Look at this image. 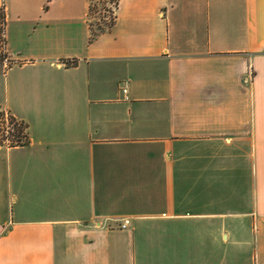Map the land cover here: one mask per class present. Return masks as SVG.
<instances>
[{"label": "crops", "instance_id": "crops-1", "mask_svg": "<svg viewBox=\"0 0 264 264\" xmlns=\"http://www.w3.org/2000/svg\"><path fill=\"white\" fill-rule=\"evenodd\" d=\"M90 4L0 0V264H264V0Z\"/></svg>", "mask_w": 264, "mask_h": 264}, {"label": "trees", "instance_id": "trees-1", "mask_svg": "<svg viewBox=\"0 0 264 264\" xmlns=\"http://www.w3.org/2000/svg\"><path fill=\"white\" fill-rule=\"evenodd\" d=\"M109 2V1H108ZM107 2V3H108ZM91 10H92V4H90L89 7V15L91 17ZM111 12V11H110ZM114 12L112 10L111 17L108 19V17L105 14H102L99 16H93V19L96 20V22H89V29H90V35L91 37L96 36L100 32H103L104 30L108 29L111 24L114 22ZM5 13L3 7L0 8V65L4 64L6 60V67L11 66L15 61L9 57V55L6 52L5 48ZM3 113L0 111V116ZM10 115V114H9ZM9 121L12 124V130L6 131L5 126L3 125L0 129V143H5L8 145H18V144H25L28 142V135L26 132V125L22 121L17 120L13 116L10 115ZM6 141H8L6 143Z\"/></svg>", "mask_w": 264, "mask_h": 264}, {"label": "rangeland", "instance_id": "rangeland-1", "mask_svg": "<svg viewBox=\"0 0 264 264\" xmlns=\"http://www.w3.org/2000/svg\"><path fill=\"white\" fill-rule=\"evenodd\" d=\"M109 1V2H108ZM108 2V3H107ZM116 0H91L92 10H91V22H96L93 16H99L105 14L108 19L111 17L113 7L115 6ZM111 11V12H110ZM7 65V64H6ZM5 64L0 65L1 69H5ZM3 121L0 119V129L3 126ZM10 122V121H9ZM11 123V122H10ZM11 126V124H9ZM11 128H13L11 126ZM242 243L237 245L229 246V264H252L251 257L248 255V250L251 251L252 242H245L243 246ZM239 247V248H238ZM235 255V257L233 256Z\"/></svg>", "mask_w": 264, "mask_h": 264}, {"label": "built area", "instance_id": "built-area-1", "mask_svg": "<svg viewBox=\"0 0 264 264\" xmlns=\"http://www.w3.org/2000/svg\"><path fill=\"white\" fill-rule=\"evenodd\" d=\"M6 60H5V62H4V64L6 65ZM122 91L125 93L126 91H127V86H126V83L124 84V87H123V89H122ZM125 98H126V96H125ZM3 114L0 116V119L3 121L2 123H3V125L5 126V128H6V133H7V131H9V130H12V128H11V126H12V124L9 122V119H10V115H9V113L8 112H6V111H2V110H0ZM9 124H11V126L9 125ZM8 141H6V143H7ZM122 226L124 227L125 226V224H122Z\"/></svg>", "mask_w": 264, "mask_h": 264}]
</instances>
